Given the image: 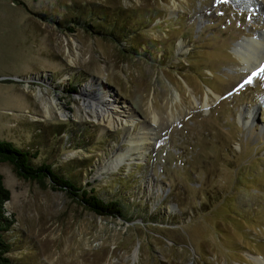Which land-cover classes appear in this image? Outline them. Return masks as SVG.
I'll list each match as a JSON object with an SVG mask.
<instances>
[{
	"label": "rangeland",
	"instance_id": "rangeland-1",
	"mask_svg": "<svg viewBox=\"0 0 264 264\" xmlns=\"http://www.w3.org/2000/svg\"><path fill=\"white\" fill-rule=\"evenodd\" d=\"M90 5L150 24L135 41H154L162 64L72 26ZM262 68L264 0H0V139L120 196L129 218L1 163L12 264H264ZM99 107L137 123L110 127ZM145 125L141 155L105 169Z\"/></svg>",
	"mask_w": 264,
	"mask_h": 264
},
{
	"label": "trees",
	"instance_id": "trees-1",
	"mask_svg": "<svg viewBox=\"0 0 264 264\" xmlns=\"http://www.w3.org/2000/svg\"><path fill=\"white\" fill-rule=\"evenodd\" d=\"M89 7V12L84 8L80 14L71 16L69 22L72 26H80L88 33L115 42L121 48L122 53L129 57L146 60L156 65L162 64L161 58H157L154 41L144 40L143 43L135 41L143 29L150 24L140 28L139 22L131 21L133 16L130 10L96 8L94 5ZM66 30L74 31L73 28H66ZM39 156L40 149L38 148L18 147L11 141L0 139V164L9 163L19 178L38 182L43 187L48 185L53 190L62 191L72 200L98 216L129 220L125 211L126 206L120 196L106 200L100 197L96 187H91L90 183L83 185L75 174H71L70 171L69 173L65 172L59 168L61 166H54L49 162L39 163L37 161ZM79 167L82 166L79 165ZM10 199L11 191L6 187L4 176L0 171V264H12L13 262L10 254L14 251V243L10 240V236L17 220L14 215L8 214L6 203ZM162 223L164 224V222Z\"/></svg>",
	"mask_w": 264,
	"mask_h": 264
},
{
	"label": "bare ground",
	"instance_id": "bare-ground-1",
	"mask_svg": "<svg viewBox=\"0 0 264 264\" xmlns=\"http://www.w3.org/2000/svg\"><path fill=\"white\" fill-rule=\"evenodd\" d=\"M245 52V51H244ZM246 53V52H245ZM249 54V53H248ZM240 60L241 61H246V54L240 53L239 55ZM254 60H256L255 54H251L247 61H249L252 64H255ZM178 95V94H177ZM178 99H180V95L177 96ZM195 102L197 103V99H195ZM209 103V99L208 96L206 97L205 101H204V105H208ZM120 111H114V110H105L101 107H99L98 109L95 108V113H96V118L99 120V122H103V123H107L108 126L110 127H115L118 128L120 126H123V128L127 126H133L137 123V120H135L136 118H131L128 119L126 118L127 115H125L126 113H119ZM152 117H153V121L154 123H158L160 117L157 113V111L155 110V108H153V113H152ZM153 132V128L149 126H143L141 132H139L138 134L130 137V139H128V151H119L116 154H114L113 158L111 161H109L108 165H105V169H107L108 167L113 166V162L115 163H123L125 160H127V157L130 155H134V154H139L141 152V150L143 149V144H146L148 142H150V136ZM141 155V154H139ZM139 251V250H138Z\"/></svg>",
	"mask_w": 264,
	"mask_h": 264
},
{
	"label": "snow or ice",
	"instance_id": "snow-or-ice-1",
	"mask_svg": "<svg viewBox=\"0 0 264 264\" xmlns=\"http://www.w3.org/2000/svg\"><path fill=\"white\" fill-rule=\"evenodd\" d=\"M262 70H264V68H262Z\"/></svg>",
	"mask_w": 264,
	"mask_h": 264
}]
</instances>
